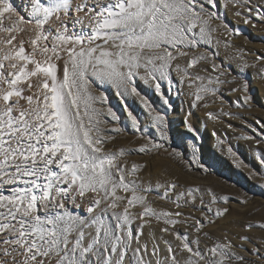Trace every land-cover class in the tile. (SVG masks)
Segmentation results:
<instances>
[{"label": "snow or ice", "instance_id": "1", "mask_svg": "<svg viewBox=\"0 0 264 264\" xmlns=\"http://www.w3.org/2000/svg\"><path fill=\"white\" fill-rule=\"evenodd\" d=\"M29 4L25 18L11 0H0V264H264V242L252 235L217 237L204 230L229 211L213 210L218 197L210 188L177 191L174 181L153 188L140 174L143 165L129 166L123 148H108L110 133L121 131L109 128L108 118H119L105 94L94 91L98 83H107L122 98H138L160 138L167 140L166 115L138 90L136 81L151 84L169 108L163 82L169 90L173 83L194 89L190 108L198 107L205 95L217 94L215 85L226 82L223 66L213 62L215 76L203 75L198 62L212 54L189 55L210 45L218 31L213 27L218 13L205 6L216 8V0ZM237 6L243 11L236 15L247 13L245 23L252 17L264 21V5L237 0ZM224 27L229 36L236 34ZM180 58L183 66L177 63ZM256 59L258 64L251 66L264 79V56ZM243 101L247 104L249 97ZM125 111L139 131L135 115ZM256 123L264 127V122ZM188 128L193 131L190 124ZM257 135L264 140V132ZM149 145L163 147L148 139L138 151H150ZM258 159L264 164V156ZM153 191L177 211L157 212L148 198ZM183 207L200 217L186 215ZM153 219L164 225L159 231L172 235L175 245L164 236L144 238ZM180 224L186 226L183 233L176 227ZM242 227L260 230L264 241V222Z\"/></svg>", "mask_w": 264, "mask_h": 264}, {"label": "rangeland", "instance_id": "2", "mask_svg": "<svg viewBox=\"0 0 264 264\" xmlns=\"http://www.w3.org/2000/svg\"><path fill=\"white\" fill-rule=\"evenodd\" d=\"M216 3V8L205 5L210 11L218 13V18L213 22V27L218 31L213 34L212 43L201 45L189 53L190 57L201 53L212 54L207 61L198 62L203 75L215 76L211 68L213 62L223 66L226 75L221 79L226 82L215 85L218 89L215 96L207 94L198 107L190 108L194 96L189 93L194 89L173 83L169 90L167 82H163L164 93L171 104L169 108L163 104L151 84L140 79L136 81L138 90L154 108L166 115L167 140L160 138L138 98H122L107 83H98L94 91L97 95L101 91L105 94L107 106L112 107L119 118L117 121L108 118L109 128H121L119 133H110L113 139L108 142V148H123L127 155L122 159L129 166L133 162L143 165L140 174L146 182L150 181L154 188L157 182L174 181L178 184L177 191L185 190L188 186L200 187L205 191L210 188L218 197L213 210L219 207L228 208L229 211L223 218H214L215 223L205 224L204 230L217 237L226 233L248 234L258 242H264L260 241V230L253 228L246 231L242 227L249 222L254 225L264 222V164L258 159L264 156V140L257 135V132H264V127L256 123L257 120L264 122V79L258 75L257 68L251 66L258 64L257 56H264V21L252 17L251 22L245 23L247 13L236 15L237 11H243L242 6H237V0H216ZM254 3L264 5V0H254ZM224 25L236 34L229 36ZM177 63L183 66L185 59L180 58ZM245 64L249 66L244 67ZM205 68L208 73L203 72ZM172 76L174 80L179 79L175 71ZM245 95L249 97L247 104L243 101ZM125 108L137 118L139 131L131 126ZM225 112L233 115L226 116L223 114ZM208 113L212 114L211 118ZM189 124L193 131H189ZM252 128H256L257 132H253ZM244 135H250L253 139L245 140L242 138ZM148 139L163 144V147L157 150L149 145L150 151L139 152V147ZM148 198L157 212L177 211L174 203L159 199L155 191ZM180 211L200 217V212H192L187 207ZM161 227L164 225L153 219L151 225L144 229V238L150 239L152 234L164 236L175 245L174 237L161 233ZM176 227L183 233L186 226L180 224Z\"/></svg>", "mask_w": 264, "mask_h": 264}, {"label": "bare ground", "instance_id": "3", "mask_svg": "<svg viewBox=\"0 0 264 264\" xmlns=\"http://www.w3.org/2000/svg\"><path fill=\"white\" fill-rule=\"evenodd\" d=\"M13 6L20 15L28 18V15L31 11L29 0H13ZM25 38H27V34H25Z\"/></svg>", "mask_w": 264, "mask_h": 264}]
</instances>
